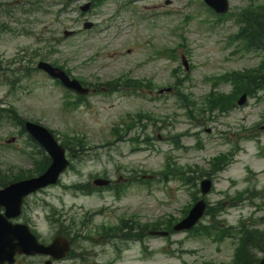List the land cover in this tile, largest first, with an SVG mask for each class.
Segmentation results:
<instances>
[{"label":"rangeland","instance_id":"rangeland-1","mask_svg":"<svg viewBox=\"0 0 264 264\" xmlns=\"http://www.w3.org/2000/svg\"><path fill=\"white\" fill-rule=\"evenodd\" d=\"M85 1L75 0L68 14L57 16L60 0H8L9 10H13L12 18H5L10 31L0 29V64L7 70L0 79L10 80L14 88L10 91L1 83L0 108L14 107L20 118L54 132L58 139L63 134L84 139V156L72 160L74 169L61 179L64 185L88 183L106 173L123 191L119 199L109 195L75 198L53 189L47 199L53 201L55 210H67L77 226L89 213L94 230L102 224L111 227V238L103 244L112 250L114 244L120 247L119 264H229L234 257L233 239L216 242L185 232L162 238L152 236L154 229L149 225L162 226L170 218L181 221L199 182L210 178L213 187L206 201L210 206L220 203L222 225L236 227L243 221L264 229V97L259 94L247 99L222 115L203 113L202 107L210 90L204 80L258 67L264 51L246 52L243 45L234 43L232 36L238 28L234 17L218 22L202 0H131L133 4L127 8L123 7L127 0H114L78 17L77 7ZM249 2L229 0L230 11L238 12ZM150 12L156 15L150 16ZM85 21L95 27L62 37L65 29L81 31ZM52 36L60 39L56 46L49 45ZM43 52L51 53L46 62L64 65L70 76L89 86H103L121 77L123 82L131 80L130 87L113 94L94 92L85 104L65 110L64 90L44 74L32 72ZM174 75L188 76L180 92L195 105L184 107L173 90L157 95L173 87ZM135 80L139 86L132 83ZM134 86L140 90L133 92ZM217 89L230 92L228 85ZM172 137L177 145L169 141ZM11 138L14 142L7 144ZM26 141L18 127L0 121L3 172L32 169L33 161L22 151ZM234 148L232 163L222 172L208 170L211 159ZM168 159L193 178L195 186H186L178 178H161ZM147 176L152 177L149 183L141 182ZM38 203V197L30 203L38 208L33 212L36 217L44 214ZM101 209L103 215L92 214ZM120 218L133 227V238L141 239L126 242L131 243L128 251L124 233L117 228ZM202 223H207L205 218ZM140 226L143 232H139ZM105 253L113 255L108 248ZM251 254L252 264L263 257L256 249Z\"/></svg>","mask_w":264,"mask_h":264},{"label":"trees","instance_id":"trees-1","mask_svg":"<svg viewBox=\"0 0 264 264\" xmlns=\"http://www.w3.org/2000/svg\"><path fill=\"white\" fill-rule=\"evenodd\" d=\"M245 20H246V25H248L251 31L254 32L256 36V42H259L258 39L260 38L262 44L264 39V8L262 9L261 12L248 15ZM260 79H262L261 80L262 82L260 83L261 86V84H264V75ZM7 180H9L8 177L0 174V186L5 185ZM206 214L213 215L211 208L207 210ZM169 225L170 223L167 224V226ZM206 227L202 228L203 232H207ZM240 237H241L240 242L236 249L234 261L232 264H252L251 249L255 248L257 250H262L264 248V230L243 229V231L240 232Z\"/></svg>","mask_w":264,"mask_h":264},{"label":"water","instance_id":"water-1","mask_svg":"<svg viewBox=\"0 0 264 264\" xmlns=\"http://www.w3.org/2000/svg\"><path fill=\"white\" fill-rule=\"evenodd\" d=\"M205 1L209 5H211L212 7H214L216 10H225L226 9V2H225V0H205ZM47 69H48V72L51 75H53L54 77L60 78L65 85H67L69 87H72V88H77L76 87L77 85H75L73 83H69L67 81V79L60 72H57L56 70H51L49 68H47ZM37 129H39V128H35L34 131H37L38 132ZM40 135L38 136V138L40 137ZM45 136L47 138L48 144L51 145V142L49 140L48 135L45 134ZM45 136H42V138L44 139ZM53 148H54V145H53ZM56 155H57V158L60 157V152H57ZM53 168H54V166H53ZM42 179L47 180L48 179V174L46 173V175ZM39 181H40V179L39 180H36V181H30V182H27V183H22V184L16 185L13 189L19 190V192H18V195L15 196V199H14L13 203L17 206V203L19 202V200L22 197V195H24L25 193H27V192H29V191L34 190L35 188H37L38 187L37 184H38ZM205 184H208V183L207 182L206 183L203 182V184H202L203 187L201 189V192L203 194H205L207 192V189H208L207 186H205ZM30 185H32L31 188H26V187H29ZM203 209H204V205L202 203L197 204L194 207V209L190 212L189 217L184 222H182L177 227H175V230L189 229L202 216ZM12 236H13L12 230L9 231L8 234H6V235H4V234H2L0 232V248L5 247V246H8V244H12ZM7 255L9 256L10 254L8 253ZM261 264H264V260L261 262Z\"/></svg>","mask_w":264,"mask_h":264}]
</instances>
